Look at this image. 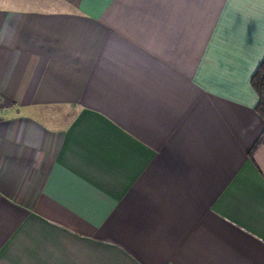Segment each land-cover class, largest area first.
Instances as JSON below:
<instances>
[{
    "label": "crops",
    "instance_id": "1",
    "mask_svg": "<svg viewBox=\"0 0 264 264\" xmlns=\"http://www.w3.org/2000/svg\"><path fill=\"white\" fill-rule=\"evenodd\" d=\"M256 0H0V264H264Z\"/></svg>",
    "mask_w": 264,
    "mask_h": 264
},
{
    "label": "trees",
    "instance_id": "2",
    "mask_svg": "<svg viewBox=\"0 0 264 264\" xmlns=\"http://www.w3.org/2000/svg\"><path fill=\"white\" fill-rule=\"evenodd\" d=\"M250 84L257 95L255 110L264 122V58L257 66L255 72L252 74L250 78ZM260 144H264V130L261 132V134L254 142L253 146L251 147L249 151L250 154L251 151Z\"/></svg>",
    "mask_w": 264,
    "mask_h": 264
},
{
    "label": "snow or ice",
    "instance_id": "3",
    "mask_svg": "<svg viewBox=\"0 0 264 264\" xmlns=\"http://www.w3.org/2000/svg\"><path fill=\"white\" fill-rule=\"evenodd\" d=\"M256 2H258L262 8H264V0H256Z\"/></svg>",
    "mask_w": 264,
    "mask_h": 264
}]
</instances>
